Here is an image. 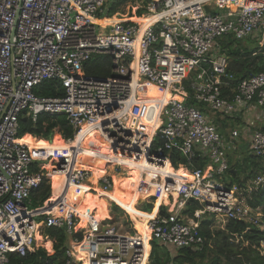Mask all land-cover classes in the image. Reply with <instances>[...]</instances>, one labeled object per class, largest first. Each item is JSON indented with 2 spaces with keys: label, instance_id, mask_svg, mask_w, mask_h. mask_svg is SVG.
I'll return each mask as SVG.
<instances>
[{
  "label": "built area",
  "instance_id": "obj_1",
  "mask_svg": "<svg viewBox=\"0 0 264 264\" xmlns=\"http://www.w3.org/2000/svg\"><path fill=\"white\" fill-rule=\"evenodd\" d=\"M133 3L124 16L111 13L107 0H0V264L34 252L43 227L63 228L69 237L63 264H148L151 241L200 251L205 240L199 221L205 216L225 226L259 225L260 214L247 199L264 184V172L244 187L227 185L224 174L229 152L244 136L251 154L264 158V127L257 124H264V71L237 79L224 44L246 46L264 63V0ZM96 56L109 58L108 77L85 73ZM48 82L58 83L62 95L38 94ZM146 86L166 91V99L148 104ZM253 111L256 122L248 118ZM41 114L64 115L73 138L60 148L31 151L18 137L20 118L35 122ZM228 119L244 120V126L232 127ZM83 124L108 144L112 158L162 177V191L154 194L167 213L148 220L147 243L120 219L104 223L107 217L90 214L79 227L75 212L61 214L62 197L51 206H31L46 177L43 164L54 160L57 149L62 152L53 171L66 186L109 193L115 183L107 170L129 171L108 163L90 185L91 172L76 167L73 146ZM174 155L182 167L172 165ZM37 161L44 163L35 173ZM189 202L198 207L187 212Z\"/></svg>",
  "mask_w": 264,
  "mask_h": 264
},
{
  "label": "trees",
  "instance_id": "obj_2",
  "mask_svg": "<svg viewBox=\"0 0 264 264\" xmlns=\"http://www.w3.org/2000/svg\"><path fill=\"white\" fill-rule=\"evenodd\" d=\"M137 1L145 0H113L110 5V12L115 13L121 9V7L127 3H133ZM140 13V12H139ZM227 48L228 58L230 61V69L236 78L248 77L255 73L264 71V63L261 61V56H251V51L241 44L230 46L224 44ZM110 60L108 57L96 56L92 58L85 66L84 71L86 74L94 77H108ZM59 89V85L56 82L44 83L38 94L53 97L56 95H62V91ZM236 125L240 123V120L236 119ZM217 126L221 130L226 132V124L221 120H215ZM73 129L69 125L64 115H49L41 114L33 122L31 118H20V130L18 137L22 142L32 150H43L46 148H60L63 141L60 137L68 140L73 138ZM55 137V138H54ZM245 137V136H244ZM241 142L234 151H230L229 158V170L224 174V181L227 185H237L244 187L249 180L255 179V177L264 172V158H257L250 152L248 142L244 143V138L240 139ZM96 142L95 137L91 143ZM102 151V150H101ZM62 150L57 149L54 154V160L51 161L46 168L50 171L51 165L55 159L59 158L58 155ZM76 164L79 168L89 170L93 172L96 178H99L106 172L108 163L112 166L116 164L115 161H104L100 154L97 152V148L88 149L85 153L76 156ZM57 161V160H56ZM55 161V162H56ZM114 162V163H113ZM44 162L37 161L32 165L33 172H39L37 165ZM172 165L176 168L178 165L182 167L184 162L181 158L174 155L171 161ZM198 167L201 166L199 161L194 162ZM124 169L129 170L123 173H114L111 170H107V173L112 176L115 183V188L123 194L137 195L140 194L141 203L139 210L136 209L135 202L130 210V219L141 224L144 227L145 223L157 216L165 215L166 208L160 203L159 198L154 194L157 189H162V177L147 175V173L141 171L138 168L120 164ZM45 173L44 171H40ZM179 172L184 173L182 170ZM55 174H57L55 172ZM120 174H124L126 179L122 180ZM161 181V182H160ZM162 191V190H160ZM153 192V193H151ZM60 193L59 180L48 179L44 175L42 176V182L40 186L31 195V205L33 208H37L43 205L46 201V205H50L53 196ZM174 204H170L171 208L176 203L177 195L172 192ZM164 196V192L162 193ZM51 197V198H50ZM71 202L76 210L83 211L85 209L90 210L99 220H103L107 217V201H111L121 209L120 204L109 198L103 196L98 192H90V190L79 188L70 189ZM50 198V199H49ZM49 199V200H48ZM247 203L253 210H257L260 214L259 225L246 224L242 222L230 221L225 226V230L218 234L215 238V242H212L214 249L208 245L209 241H212L213 236L206 227H201V234L205 240L203 248L200 251L193 249H176L173 247H165L157 242L150 244L151 251L149 255V264H264V250H261L264 245V184L259 186L256 190L252 191L247 199ZM198 206L194 202L188 203L187 212L194 210ZM132 217V218H131ZM203 221L202 225H205ZM82 220L79 223V227H84ZM136 231V227L134 228ZM45 236L53 241V254L42 248H37L32 253H27L25 256L10 255L7 264H63L66 260L65 251L69 247V237L67 236L63 228L49 227L44 231ZM80 238V237H79ZM41 239L39 234H36V242ZM45 246L50 242H44Z\"/></svg>",
  "mask_w": 264,
  "mask_h": 264
},
{
  "label": "bare ground",
  "instance_id": "obj_3",
  "mask_svg": "<svg viewBox=\"0 0 264 264\" xmlns=\"http://www.w3.org/2000/svg\"><path fill=\"white\" fill-rule=\"evenodd\" d=\"M143 21H144V19L140 20V22H143ZM99 23L104 24L106 22L101 21ZM143 90H144L143 94L147 97L148 104H150V105H151V101L152 100H154V102H163L166 99L167 95H168L166 91L161 90V89L156 88V87H153V86H148V87L146 86V87L143 88ZM158 111H159V109H156L155 113H158ZM81 130H82L81 134H79V136L76 138V142L73 143L74 144L73 146L77 147V150H78L77 155H81V154L85 153L88 149L97 148V152L100 154V156L104 160L115 161L118 165L124 164V165H127V166H131V163H129V162H124V161L112 158L110 156L108 144L104 140H102L99 137L98 134H96L94 131H91L89 125L83 124L82 127H81ZM94 137L96 139V142L95 143H91V141H92V139ZM101 150H103V152H101ZM103 154L105 156H103ZM76 156H75V159H76ZM76 167L79 168L77 166V164H76ZM167 170L168 171H166L165 173L171 171L170 169H167ZM177 174H178V176H180V175H182L184 173H180L179 170H178ZM155 176H158V175H155ZM55 179L59 180L60 193L53 196L52 202H51V204L49 206L53 205L54 202L57 199L62 197L63 198V207L60 208L61 209V214H65L66 211L71 210V211L75 212V214H77L80 217V219L82 220V222L85 224L87 216L90 215V214H93V213L90 210H88V209H85L83 211H79V210H76L74 208V206H73V204L71 202L70 189L81 187L83 189L91 191V188L88 185H85V184L76 185V186H66L64 178H55ZM97 179L98 178L95 177L94 173L91 172V178L89 180V182H91V185H94L95 182L97 181ZM94 192H98V193H100L103 196H108L109 198L116 200L120 204V206L122 208H124L125 211L128 212V214H131L129 196H127V195L123 194L122 192L118 191L115 187H113L112 191L109 192V193L102 192L99 189H94ZM51 211L54 214H58L59 209L57 207H54V208L51 209ZM94 218L99 220L96 215H94ZM147 222L144 225V231L140 235L143 238L145 243H147L148 239H149V237H148V229H147ZM81 253L82 252H80L78 254V257L80 259H82L84 257L83 253L82 254Z\"/></svg>",
  "mask_w": 264,
  "mask_h": 264
},
{
  "label": "rangeland",
  "instance_id": "obj_4",
  "mask_svg": "<svg viewBox=\"0 0 264 264\" xmlns=\"http://www.w3.org/2000/svg\"><path fill=\"white\" fill-rule=\"evenodd\" d=\"M107 2L108 3H111L112 1L111 0H107ZM135 4L136 3H130L129 2V3L125 4V5H123L121 7V9L119 10L118 13H120V14H122L124 16H130L131 15V11H132V6H134ZM213 13H216V11L214 10ZM227 122H230V125L232 127H238L236 125V121L235 120L228 119ZM57 136L60 137L62 139V141H64V138H62L60 135H55V137H57ZM240 145H242V144H240ZM101 152H103V150ZM103 156H105V155L103 154ZM51 161L49 160L47 163L43 164V167H42V169L44 170V172L46 174V178H48L50 180L51 179H55V178H64L62 174H60V173L55 174V172L53 171V169H54V167L56 165V162H54L53 164H50L52 166L50 171L46 168V165H48ZM104 161H107V160H104ZM111 167H113V166L111 165ZM120 175L122 177V180H125L126 179V177H125L124 174H120ZM249 181H252V180H249ZM249 181H247L246 184H248ZM87 184H90V183L87 182ZM151 193H153V192H151ZM139 196H141V195H139ZM139 196L136 197L139 200L138 202H137V200L136 201L135 200L133 201L134 203L137 202L136 203V209H138V210L140 208V203H141V200H142ZM31 206H33V205H31ZM115 207H116L115 203H113L111 201H107V209H108V212H107V220H105L104 223H108L109 220H113V219H118L119 220L120 219V222L122 221L124 223L123 225H124V228L126 230L131 229L132 232L137 233L138 235H141L140 232L141 231H144V227L141 226V224H139V223H137L135 221H134V225H133V222L130 219L129 214L124 210V208L121 207V209H120L118 207V209H116ZM203 221H205L208 224H205L204 223L205 225H202L203 224ZM199 222H200V225H199L200 231H201V227L203 226V227L208 228V230L212 234L213 239H212V241H209L208 242V245L210 246V248L214 249L215 247L212 244V242L217 241V240H215V238H217L218 234L222 233L225 230V225H223L222 222L218 221L217 219H214L213 217L212 218H209V217H206V216L203 217ZM135 227H136L137 231L134 229ZM45 229L46 228L43 227L41 230H39V233H40L39 235H40L41 239L39 240L38 243L36 242V245L35 246L37 248H39V247H47V246H45V243H44L45 240H46V238H47L45 236V234H44ZM152 242L153 241H151L150 244ZM150 248H151V246H150ZM261 250H264V245H262ZM150 251H151V249H150ZM148 264H149V262H148Z\"/></svg>",
  "mask_w": 264,
  "mask_h": 264
},
{
  "label": "crops",
  "instance_id": "obj_5",
  "mask_svg": "<svg viewBox=\"0 0 264 264\" xmlns=\"http://www.w3.org/2000/svg\"><path fill=\"white\" fill-rule=\"evenodd\" d=\"M254 112H256V111H253V112H251V114L249 115V117L248 118H250V120H252L253 122H256V119L254 118L255 117V114H254ZM254 115V116H253ZM245 121H246V119H245ZM243 122H244V120H240V123L238 124V126L240 127V128H242L243 126H244V124H243ZM257 124H260V126H263L264 127V124H262V123H257ZM243 137V136H242ZM244 138V143H247V138L246 137H243ZM87 141V140H86ZM93 143H95V142H93ZM56 161V160H55ZM54 161V162H55ZM181 173V172H180ZM140 194H137V195H131V196H129V201H130V208H131V206L134 204V200L136 201V200H138L136 197L137 196H139ZM140 197V196H139ZM127 212V211H126ZM128 213V212H127ZM142 232L143 231H141L140 233L142 234ZM46 241H49L50 242V246H48L49 244H47L46 246L47 247H42V248H44L47 252H48V254H53V241L52 240H50V239H48V238H46V240H45V242ZM70 245V244H69ZM37 249V247L35 246V250ZM51 251V252H50ZM82 254V253H81Z\"/></svg>",
  "mask_w": 264,
  "mask_h": 264
},
{
  "label": "water",
  "instance_id": "obj_6",
  "mask_svg": "<svg viewBox=\"0 0 264 264\" xmlns=\"http://www.w3.org/2000/svg\"><path fill=\"white\" fill-rule=\"evenodd\" d=\"M205 10H206V11H209V8H208V7H205Z\"/></svg>",
  "mask_w": 264,
  "mask_h": 264
}]
</instances>
